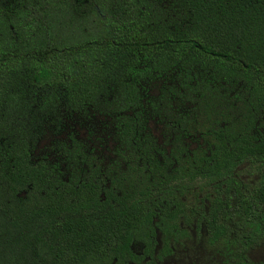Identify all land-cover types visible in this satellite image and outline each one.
I'll return each mask as SVG.
<instances>
[{
	"label": "trees",
	"instance_id": "trees-1",
	"mask_svg": "<svg viewBox=\"0 0 264 264\" xmlns=\"http://www.w3.org/2000/svg\"><path fill=\"white\" fill-rule=\"evenodd\" d=\"M193 226L264 236V0H0V264H161Z\"/></svg>",
	"mask_w": 264,
	"mask_h": 264
},
{
	"label": "rangeland",
	"instance_id": "rangeland-1",
	"mask_svg": "<svg viewBox=\"0 0 264 264\" xmlns=\"http://www.w3.org/2000/svg\"><path fill=\"white\" fill-rule=\"evenodd\" d=\"M155 124V123H154ZM152 124L153 132L156 136L160 137L161 126ZM88 125V126H87ZM94 127L92 133H89V123L82 121L79 124L77 119L67 120L65 124L66 131L58 137L65 138L66 132L69 131V127L72 131H76L81 138L89 137L92 144L97 145L103 151L112 148L113 141L101 131L99 124ZM101 128V129H100ZM100 136L103 141H98L96 136ZM52 135L44 136L38 143L35 155H39L44 152V148L51 142ZM238 178L246 183L250 188L255 186L259 179V173L253 167L247 163L241 165L238 168ZM231 211L234 215V221L238 224V232L241 234H247L249 238H255V234L258 233L257 226L243 218L236 210L235 201H232ZM190 237L183 239L180 244H176L173 247L172 255L166 257L161 264H264V236L259 239L256 238V242H247L241 239L240 243H236L234 240V234L226 239L221 240L215 245H210L206 241V231L202 227L199 232L195 231V227L189 228ZM236 235V231L234 232ZM238 233V234H239ZM244 243L245 250L240 253V247ZM160 247L158 245L157 249ZM138 249V247H137Z\"/></svg>",
	"mask_w": 264,
	"mask_h": 264
}]
</instances>
